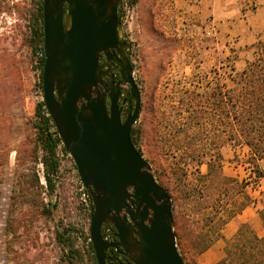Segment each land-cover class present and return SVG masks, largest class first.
<instances>
[{"label": "rangeland", "instance_id": "rangeland-1", "mask_svg": "<svg viewBox=\"0 0 264 264\" xmlns=\"http://www.w3.org/2000/svg\"><path fill=\"white\" fill-rule=\"evenodd\" d=\"M37 7V0H0V264H97L89 248L92 200L73 157L59 150L61 167L53 179L54 191L43 177L35 129L36 110L43 100L42 79L27 39ZM119 12L142 101L132 130L136 148L154 177L174 192L180 181L205 188L209 207L202 222L204 232L211 231L206 219L215 205L225 218L228 208L238 211L245 205L243 215L226 223L236 231L246 224L264 237L258 215L264 203V178L254 184L247 163L249 149L234 144L222 147L224 175L247 185L244 193L232 198L225 189L228 184H219L220 194L215 196L217 183L200 174L207 172L205 162L188 161L182 151L185 142L174 138L168 127L171 106L183 91L196 86L203 90L208 82L218 80L233 85L230 65L243 69L254 55L250 46L264 38V0H120ZM156 116L163 119L159 138L153 133ZM261 167L264 170V161ZM35 173L42 189L30 183ZM20 180L28 182L21 185L29 191L28 197L36 193V204L17 198L12 205ZM44 207L51 214L43 212ZM225 226L211 247L225 245ZM63 228L75 229L74 252L56 240V230ZM202 254L183 252V258L200 264Z\"/></svg>", "mask_w": 264, "mask_h": 264}, {"label": "water", "instance_id": "water-1", "mask_svg": "<svg viewBox=\"0 0 264 264\" xmlns=\"http://www.w3.org/2000/svg\"><path fill=\"white\" fill-rule=\"evenodd\" d=\"M119 4L43 0V100L91 196L97 264H107L111 248L134 264H187L176 247L172 199L132 142L142 101ZM106 225L117 241L104 238Z\"/></svg>", "mask_w": 264, "mask_h": 264}, {"label": "trees", "instance_id": "trees-1", "mask_svg": "<svg viewBox=\"0 0 264 264\" xmlns=\"http://www.w3.org/2000/svg\"><path fill=\"white\" fill-rule=\"evenodd\" d=\"M37 1L38 7L31 16L27 39L37 57L42 79L45 63L43 0ZM119 16L121 18L120 12ZM250 48L255 50L254 55L246 60L243 69L237 70L230 65V77L233 82L231 87L221 80L214 83L208 82L203 90L196 86L183 91L177 102L171 106L172 121L168 127L171 128L174 138L185 142V148L182 151L188 161L197 164L205 162L207 172L200 174L202 178L212 179L217 183L213 192L215 196L220 194L219 184H228L225 189L230 191L228 194L232 198L244 193L247 185L244 181L233 180L224 175V158L221 149L227 144L245 145L250 153L247 163L251 168V177L255 179L254 184L264 178V170L261 167V162L264 160V38H258ZM230 59L231 57L225 58L227 61ZM214 74L217 73L214 72ZM162 126L163 119L156 116L153 123L155 137H160ZM35 129L37 148L42 151L40 162L44 167L43 177L49 189L54 191L53 179L61 167L59 150L62 152L66 150L55 123L48 114L44 100L38 104L36 110ZM131 138L136 146L134 130L131 131ZM139 152L143 155L141 150ZM39 179L40 177L35 173L30 183L42 189ZM23 182L28 183L21 180L17 183L20 186L19 193L12 196V205L17 204V198L18 200L22 198L25 203L36 204V193L28 197L29 191L23 187ZM179 183L177 189L174 188L175 192L171 185H163L173 202L176 247L183 258V252L202 254L208 250L214 241L222 236L221 229L226 222L239 214V211L244 210L246 206L242 205L238 211L228 208L224 211L227 215L225 218L223 210L215 205L206 219L211 226V231L204 232L202 222L206 218L205 211L209 207L203 196L205 188H198L183 181ZM173 193L176 195L174 196ZM50 211L46 207L43 208V212L51 214ZM258 215L264 227V203L258 210ZM74 231V228H63V230L57 229L55 234L58 243L69 248L71 252H74L71 240ZM113 240L117 241L114 234ZM89 248L93 251L91 242H89ZM224 254V257L216 264H264V237H260L250 226L242 224L232 238L225 240ZM107 264L134 263L124 255L122 249L111 248L107 251Z\"/></svg>", "mask_w": 264, "mask_h": 264}, {"label": "crops", "instance_id": "crops-1", "mask_svg": "<svg viewBox=\"0 0 264 264\" xmlns=\"http://www.w3.org/2000/svg\"><path fill=\"white\" fill-rule=\"evenodd\" d=\"M264 161V160H263ZM262 161V162H263ZM261 162V163H262ZM246 209L242 210V213L238 214L239 218L241 215L245 213ZM236 233V227H232L230 223H226L225 228L223 229L224 239H230ZM224 246L218 244L214 247H210L207 251H205L199 260V263L205 262V264L217 263L224 257Z\"/></svg>", "mask_w": 264, "mask_h": 264}, {"label": "flooded vegetation", "instance_id": "flooded-vegetation-1", "mask_svg": "<svg viewBox=\"0 0 264 264\" xmlns=\"http://www.w3.org/2000/svg\"><path fill=\"white\" fill-rule=\"evenodd\" d=\"M100 63H101L102 66H104L105 69L107 68V67H106V59H105L104 56H102ZM112 68H113V66H112ZM114 74H115V80L118 81V80H119V73L114 72ZM105 80L108 82L110 79H109V77H107ZM122 99H123V98H121V101H122ZM127 114H128V105L124 108L122 118L125 119L126 116H127ZM106 228L111 229V230L113 231V234L115 235V230L113 229L112 226H109V225H108V226L105 227V229H106ZM115 238H116V237H115Z\"/></svg>", "mask_w": 264, "mask_h": 264}, {"label": "built area", "instance_id": "built-area-1", "mask_svg": "<svg viewBox=\"0 0 264 264\" xmlns=\"http://www.w3.org/2000/svg\"><path fill=\"white\" fill-rule=\"evenodd\" d=\"M106 226H108V225H106ZM106 226H104V228H103L104 238H105L107 241L112 242V241H114V240H113V231H112L111 229H109V228H106V229H105ZM109 226H111V225H109ZM112 227H113V226H112ZM113 229H114V227H113Z\"/></svg>", "mask_w": 264, "mask_h": 264}]
</instances>
